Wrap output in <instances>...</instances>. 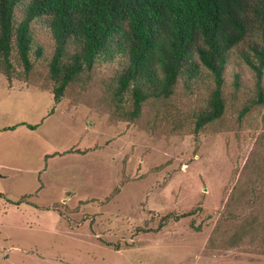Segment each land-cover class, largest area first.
Here are the masks:
<instances>
[{
	"label": "rangeland",
	"instance_id": "374dc122",
	"mask_svg": "<svg viewBox=\"0 0 264 264\" xmlns=\"http://www.w3.org/2000/svg\"><path fill=\"white\" fill-rule=\"evenodd\" d=\"M35 25L28 76L14 48L12 76L0 70V263L264 264V191L248 190L264 170V106L239 119L248 94L229 83L222 118L199 132L149 129L148 104L111 113L110 67L55 102L53 42ZM200 91L179 84L174 100L191 110Z\"/></svg>",
	"mask_w": 264,
	"mask_h": 264
},
{
	"label": "trees",
	"instance_id": "16d2710c",
	"mask_svg": "<svg viewBox=\"0 0 264 264\" xmlns=\"http://www.w3.org/2000/svg\"><path fill=\"white\" fill-rule=\"evenodd\" d=\"M35 24L53 42L45 59L55 102L66 88H85L95 71L110 67L111 113L139 118L148 104L149 129L199 132L222 118L229 83L248 94L239 119L250 106H264V0H0V70L8 77L13 48L27 76L31 51L42 55ZM244 68L252 84L243 82ZM179 84L190 95L204 90L203 103L180 108ZM250 186L264 191V170Z\"/></svg>",
	"mask_w": 264,
	"mask_h": 264
},
{
	"label": "crops",
	"instance_id": "0c3cea01",
	"mask_svg": "<svg viewBox=\"0 0 264 264\" xmlns=\"http://www.w3.org/2000/svg\"><path fill=\"white\" fill-rule=\"evenodd\" d=\"M51 113V112H50ZM20 124H25V123H18L17 125H20ZM26 125V124H25ZM8 126H10V125H8ZM27 126V125H26ZM28 127V126H27ZM30 128V127H29ZM4 129H13V128H7V126L6 127H4Z\"/></svg>",
	"mask_w": 264,
	"mask_h": 264
}]
</instances>
